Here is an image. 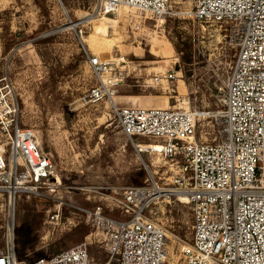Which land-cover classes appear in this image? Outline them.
I'll return each instance as SVG.
<instances>
[{"label": "rangeland", "instance_id": "obj_1", "mask_svg": "<svg viewBox=\"0 0 264 264\" xmlns=\"http://www.w3.org/2000/svg\"><path fill=\"white\" fill-rule=\"evenodd\" d=\"M195 4L171 0V14L157 19L143 18L126 5L121 13L98 14L96 0H0V73L8 71L21 125L34 130L60 179L54 190L20 192L15 204L0 179V250L14 241L17 257L30 261L88 241L90 264L109 258L85 210L103 205L114 218H124L113 197L145 182L148 169L153 172L166 160L140 150V144L157 140L128 136L114 102L145 106L152 99L156 106L196 109L198 138H214V114L222 108L236 40L230 21L190 16ZM105 15L117 20H109L107 33L97 31ZM85 49L104 59L123 58L117 64L125 76L113 100L87 101L96 77ZM167 69L178 70V79L147 84ZM0 143L10 165L11 145L1 131ZM56 210L61 220L50 223ZM149 211L167 232L170 262L180 264L181 247L193 237L191 205L176 200L152 204Z\"/></svg>", "mask_w": 264, "mask_h": 264}, {"label": "built area", "instance_id": "obj_2", "mask_svg": "<svg viewBox=\"0 0 264 264\" xmlns=\"http://www.w3.org/2000/svg\"><path fill=\"white\" fill-rule=\"evenodd\" d=\"M97 13H116L126 5L143 18L171 14V0H96ZM197 19L230 21L236 59L214 114V138H198L199 112L164 106L116 105L114 113L130 137L156 139L154 151L166 159L145 182L128 185L113 205L124 218L116 219L103 205L85 210L95 236L109 258L103 264H172L167 232L149 207L186 201L193 214V237L182 245L180 264H264V0H196L189 11ZM80 34L83 30L80 29ZM96 83L88 102L111 100L125 76L123 61L104 59L85 49ZM124 62V61H123ZM167 69L151 84L177 80ZM21 106L8 71L0 73V131L11 145L10 165L0 143V179L11 203L22 191L54 190L60 179L51 157L32 128L20 122ZM159 144V146H157ZM161 171L160 175H157ZM59 210L49 214L59 223ZM89 243L34 260L19 259L14 241L0 250V264H90Z\"/></svg>", "mask_w": 264, "mask_h": 264}, {"label": "bare ground", "instance_id": "obj_3", "mask_svg": "<svg viewBox=\"0 0 264 264\" xmlns=\"http://www.w3.org/2000/svg\"><path fill=\"white\" fill-rule=\"evenodd\" d=\"M122 6H125V5H122ZM120 7L117 9L118 13H121L122 12V9L123 8H120ZM102 18L104 19L103 24L101 26H99V27L97 26L98 27V30L97 31H102L103 33H107L108 32V22H109V20H111V21H117V20L116 19H113V18H111L109 16H106V15L104 17H102ZM91 19H93V16L92 15L91 16H88L86 18V20H91ZM75 24H76V22L73 23V25H75ZM156 45H157V43H156ZM140 145L142 146V148L140 150H144L146 147H154V145H156V143H150V144H145V145L144 144H140ZM157 146H159V144Z\"/></svg>", "mask_w": 264, "mask_h": 264}, {"label": "crops", "instance_id": "obj_4", "mask_svg": "<svg viewBox=\"0 0 264 264\" xmlns=\"http://www.w3.org/2000/svg\"><path fill=\"white\" fill-rule=\"evenodd\" d=\"M126 102L127 103H131V102H134L133 101V99H131V98H128L127 100H126ZM155 104H157V103H154L153 101H152V99L149 101V103H145L144 105L145 106H156ZM138 106H142V105H138Z\"/></svg>", "mask_w": 264, "mask_h": 264}]
</instances>
